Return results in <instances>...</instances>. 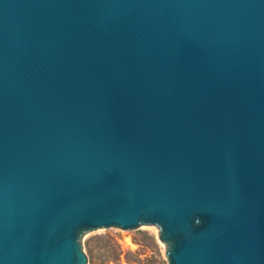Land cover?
Returning a JSON list of instances; mask_svg holds the SVG:
<instances>
[{"label": "water", "instance_id": "95a60500", "mask_svg": "<svg viewBox=\"0 0 264 264\" xmlns=\"http://www.w3.org/2000/svg\"><path fill=\"white\" fill-rule=\"evenodd\" d=\"M144 224L264 264V0H0V264Z\"/></svg>", "mask_w": 264, "mask_h": 264}, {"label": "rangeland", "instance_id": "374dc122", "mask_svg": "<svg viewBox=\"0 0 264 264\" xmlns=\"http://www.w3.org/2000/svg\"><path fill=\"white\" fill-rule=\"evenodd\" d=\"M81 243L87 264H169L157 225L135 229L101 227L85 232Z\"/></svg>", "mask_w": 264, "mask_h": 264}]
</instances>
